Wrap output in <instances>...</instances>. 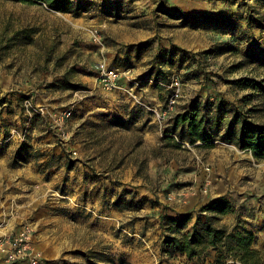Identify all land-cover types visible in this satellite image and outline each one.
<instances>
[{"label": "rangeland", "instance_id": "obj_1", "mask_svg": "<svg viewBox=\"0 0 264 264\" xmlns=\"http://www.w3.org/2000/svg\"><path fill=\"white\" fill-rule=\"evenodd\" d=\"M61 1L68 12L43 1L0 0V160L9 173L31 165L34 187L45 192L16 195L38 203L23 209L0 191V237L30 224L49 264H211L214 252L205 263L162 254L163 217L193 211L192 225L203 203L226 196L234 210L221 222L253 230L254 247L264 251V160L223 134L238 113L264 125V90L235 83L264 80V0ZM181 13L213 20L191 23ZM102 60L133 69L142 80L134 92L140 102L127 79L118 89L102 88L95 69ZM173 96L174 109L161 117ZM202 105L218 116L215 137L190 144L174 118ZM123 109L127 121L117 114ZM155 135L158 144L146 142ZM51 141L58 153L48 157ZM79 160L94 171L82 191ZM130 172L144 193L108 200V181L122 185ZM98 180L103 190L90 189ZM183 189L195 194L185 203L169 199ZM5 201L22 221L2 216Z\"/></svg>", "mask_w": 264, "mask_h": 264}, {"label": "trees", "instance_id": "obj_2", "mask_svg": "<svg viewBox=\"0 0 264 264\" xmlns=\"http://www.w3.org/2000/svg\"><path fill=\"white\" fill-rule=\"evenodd\" d=\"M37 1H43L55 10L68 12V3L65 1ZM178 17L185 18L191 23L213 20L210 16H188L182 13ZM235 83L247 88L264 90V80L250 76L240 77ZM214 116L209 117L204 105L197 109L193 107L189 111L175 115L174 127L176 129L181 127L180 136L190 144L197 141L211 144L215 137L212 130L216 124ZM223 131L227 142L250 150L257 161L264 160V125H258L246 114L238 113L234 120L226 122ZM233 210L232 201L226 196H221L201 205L191 226L193 211L180 214L178 217L164 216L162 254L173 256L176 253H184L191 259L205 263L207 257L214 252L211 264H264V251L254 247L253 230L242 224L228 226L221 222L222 218ZM229 259L232 261L228 263Z\"/></svg>", "mask_w": 264, "mask_h": 264}, {"label": "built area", "instance_id": "obj_3", "mask_svg": "<svg viewBox=\"0 0 264 264\" xmlns=\"http://www.w3.org/2000/svg\"><path fill=\"white\" fill-rule=\"evenodd\" d=\"M96 35L99 34L98 29ZM99 40L100 35L98 36ZM97 79L99 84L105 90L118 89L124 79L131 82L128 87V92L137 99L135 90L140 85L142 80H135L133 78V69L129 67L120 68L118 66L110 65L105 60L98 62L95 66ZM176 105V97H172L166 104L164 111L161 113V117L166 116L170 111L174 109ZM25 136L22 137V140ZM203 193H208L207 189H204ZM195 191L191 194L187 189H183L176 195H169V199H173L176 203H185L189 196H193ZM208 201V200H207ZM204 204V203H203ZM13 216H19L18 209L12 211ZM14 229V228H13ZM11 229V231L5 233L0 237V260L5 261L8 264H49L43 253L36 249L34 244L35 230L30 224H21L17 229Z\"/></svg>", "mask_w": 264, "mask_h": 264}, {"label": "crops", "instance_id": "obj_4", "mask_svg": "<svg viewBox=\"0 0 264 264\" xmlns=\"http://www.w3.org/2000/svg\"><path fill=\"white\" fill-rule=\"evenodd\" d=\"M148 90H149V87L147 86V90H145L147 92L146 95H150L151 98H152L153 95H156V93H154L153 90H149V91ZM154 98H155V96H153L152 99L154 100ZM117 114H119L118 116H122L121 118L124 121H127L129 119V115H130L127 112L126 109H123V111L121 110ZM113 127H115V126H113ZM157 138H158L157 135H155V137H150L149 139H146V137H145V140H146L147 143L152 141V142H154V144H158V139ZM53 146H54V143H53V141H51V144H49L48 148H47L48 151L50 150L49 153H48V157H50L53 154L58 153L57 149L53 150ZM38 162H40V161H38ZM25 167H27V168H25ZM25 167L18 168L16 170H14L12 173H9L7 161H5V159H1L0 160V175L9 174V177H7L8 178L7 181L0 182V191L5 192V195H13L14 196L13 197L14 200H16L19 203L18 205H22L23 209L25 207H27L31 203H32L33 206H37L38 203H35L32 200L28 201L29 200L28 197H25V199L17 198L16 195L19 196V197L22 196V195L28 196V195H30V192L31 193L33 192V193L38 195V191L41 193V195H45L44 194L45 192L42 193L41 188H40V190L36 189L37 186H39V185H37V186L35 185V187H34V184L37 181V178L34 175L36 173L32 169L31 165H28V166H25ZM28 168L31 169V170H29ZM61 169H62V167H61ZM49 172L55 173V167H50ZM93 172L94 171L90 170V167L85 165L82 162V160L81 161L79 160V190L82 191V190L85 189V188L83 189L84 186L87 187V184H83V182H82V180H84V178H85V174H90V173L92 174ZM134 172H135V174H137V168L134 169ZM11 174L13 176H10ZM125 177H126L125 183L122 184V185L115 184L112 181H108V185H105V187L108 189V195H107V199L109 198L108 200L113 201V200L116 199L117 196H120V194H122V193L126 194L127 196H130V194H131L130 191L131 190L139 189L141 191V193H144L143 189H145V188L141 187V186H138V184H139L138 182L131 180V172L129 174L126 173ZM56 181H57V179L52 178L50 180L49 186L52 187V188L55 187ZM89 181H94V180H91V178H90ZM133 184H135L137 186L134 187ZM30 187L32 188L33 191L31 190ZM93 187H95V188H99L100 187L101 190H103V187H104L103 181L99 182V180H98L97 182L96 181L93 182L91 184L90 189H92ZM141 196H143V195H141ZM94 201L97 204L100 201V195L97 194V198ZM6 203H7V201H5L3 203L4 208L1 211L2 216L6 217V218H9V220L11 222H14V223H17L18 221H22L23 218H21V216L20 217H11V212H10L11 210L9 211L10 207H7ZM181 208H182V206L177 207V210L175 212H173V214L176 215V216H177L178 213L180 214V212H181L180 209ZM111 209H112V213H114L115 209L114 208H111ZM24 211H23V216L25 218H27V216L25 215ZM116 216L117 215L115 213V220L113 221V223H111L112 225L116 224L117 221L119 220V219H117ZM118 216H120V215H118ZM225 217H228V216L225 215ZM225 217H223V218H225ZM190 226H191V224H190ZM35 230H36V228H35ZM92 230L94 232L96 231L97 233H101L99 227L92 228ZM35 238H36L35 239L36 243L34 241L33 246L36 249L42 251L41 248L37 247L38 239H39L37 231L35 232Z\"/></svg>", "mask_w": 264, "mask_h": 264}]
</instances>
